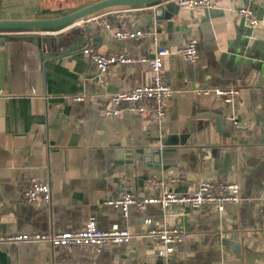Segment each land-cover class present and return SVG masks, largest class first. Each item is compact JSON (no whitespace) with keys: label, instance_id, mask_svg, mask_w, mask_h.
Wrapping results in <instances>:
<instances>
[{"label":"crops","instance_id":"0c3cea01","mask_svg":"<svg viewBox=\"0 0 264 264\" xmlns=\"http://www.w3.org/2000/svg\"><path fill=\"white\" fill-rule=\"evenodd\" d=\"M94 1L0 0V20L54 18ZM212 1L207 7L180 6L163 19L156 18L153 5L97 13L108 16L113 29L88 22L0 30L10 38L0 48V234L79 231L95 217L102 229L118 224L137 235L130 243L105 246L96 257L44 242H5L0 264H147L164 247L143 236L147 218L152 227L190 232L160 264H264V0ZM245 5L256 10V27L238 15ZM120 28L151 31L171 50L198 39L196 61L179 54L164 59V81L176 92L165 100L160 121L131 110L129 102L118 106V116L104 115L116 107L114 93L152 80L143 61L155 51L152 37L120 39ZM86 49L123 53L133 61L114 64L100 77ZM223 87L239 89L232 103L214 91ZM213 114L240 127L221 130ZM188 132L185 145L178 146L177 166L165 171L130 163L118 152L160 147ZM122 177L132 180L139 197L191 191L203 180L236 181L242 201L224 210L148 204L124 217L106 203L121 196ZM34 182L51 185L49 202L24 200Z\"/></svg>","mask_w":264,"mask_h":264},{"label":"built area","instance_id":"2783aa9c","mask_svg":"<svg viewBox=\"0 0 264 264\" xmlns=\"http://www.w3.org/2000/svg\"><path fill=\"white\" fill-rule=\"evenodd\" d=\"M180 6L190 8L212 6V0H174ZM238 15L243 18L250 26L256 27L259 23V17L254 7L250 5L242 6L238 9ZM113 17H119L120 13L112 12ZM88 22L97 23L106 29H113V22L106 15L93 14L85 19H80L74 24L83 25ZM7 32V31H5ZM4 31H0V35ZM115 36L120 39H138L144 36H151L155 45V51L152 58H143L147 62L152 75V80L144 86H137L129 90H121L112 95V102L116 107L105 110L104 115L107 118H113L119 115L118 106L123 102L131 103V110L137 112H148L155 120H162L166 115L165 100L172 96L176 90L165 83L163 77L164 59L171 54H179L194 62L199 57L198 39L190 38L186 45L176 50H171L161 46L155 34L151 31L133 30L120 28L115 30ZM2 43L0 41V48ZM96 63L99 70V76L102 77L109 68L117 63H131L133 59L123 53L113 52L100 54L98 52L85 50ZM208 92L209 90H204ZM216 94L224 97L225 101L232 103L239 89L236 87H223L214 90ZM81 100L82 97H76ZM121 196L117 199H107L106 203L119 208L124 217L129 216L132 207L142 210L148 204H158L163 209L172 206H185L190 208H201L204 205L216 206L219 210H224L226 206L238 204L242 201L241 187L236 181L203 180L191 191L177 192L174 190H164L156 196L139 197L136 185L128 177H122L120 180ZM51 185L48 182H34L28 186L23 198L28 203H33L39 199L46 202L51 200ZM2 199L0 197V205ZM148 230L143 236H148L152 240L163 244V249L158 250V255L164 257L170 255L175 250V245L184 242L190 236V232L184 227L163 225L152 227L151 220L145 219ZM136 234L129 230L114 224L109 229L99 227L95 217H91L85 227L79 231H59V232H22L16 234H0V244L5 242H44L53 247L66 250H78L86 252L96 257L102 249L109 244L130 243Z\"/></svg>","mask_w":264,"mask_h":264},{"label":"water","instance_id":"95a60500","mask_svg":"<svg viewBox=\"0 0 264 264\" xmlns=\"http://www.w3.org/2000/svg\"><path fill=\"white\" fill-rule=\"evenodd\" d=\"M128 5H153V7L155 6L153 13L157 19L169 18L172 13H175L180 7V5L174 0H97L78 8L73 12L54 18L0 20V30L60 28L74 24L80 19H85L88 16L97 14L107 8ZM8 39L10 38L0 36L1 42ZM93 41H95V39H93ZM93 41L92 39H89V42ZM212 116L217 118L216 127L221 130L232 131L233 128L236 129L240 127V124L236 123L232 125L228 123L226 118L223 116L217 114H213ZM189 133L190 132L183 133L181 135H172L168 141L160 147L125 149L119 150L118 152L119 155L124 154L125 158L128 159L130 163L136 161L140 166H144L155 171H165L171 167L177 166L176 156L179 150L178 146L185 145L186 140L190 135ZM160 263H163V259L157 254H153L147 258V264Z\"/></svg>","mask_w":264,"mask_h":264},{"label":"rangeland","instance_id":"374dc122","mask_svg":"<svg viewBox=\"0 0 264 264\" xmlns=\"http://www.w3.org/2000/svg\"><path fill=\"white\" fill-rule=\"evenodd\" d=\"M63 1H67V2H73L74 0H63ZM46 4V3H45Z\"/></svg>","mask_w":264,"mask_h":264},{"label":"trees","instance_id":"16d2710c","mask_svg":"<svg viewBox=\"0 0 264 264\" xmlns=\"http://www.w3.org/2000/svg\"><path fill=\"white\" fill-rule=\"evenodd\" d=\"M64 2H67V1H64ZM79 2H82V1H79ZM70 3H74V2H70Z\"/></svg>","mask_w":264,"mask_h":264}]
</instances>
